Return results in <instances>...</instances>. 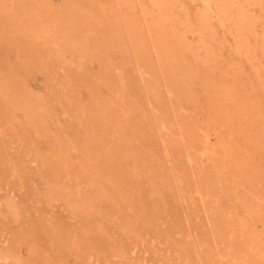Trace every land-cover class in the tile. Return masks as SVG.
Wrapping results in <instances>:
<instances>
[{
	"label": "rangeland",
	"instance_id": "1",
	"mask_svg": "<svg viewBox=\"0 0 264 264\" xmlns=\"http://www.w3.org/2000/svg\"><path fill=\"white\" fill-rule=\"evenodd\" d=\"M202 2L0 0V264H264V0Z\"/></svg>",
	"mask_w": 264,
	"mask_h": 264
},
{
	"label": "bare ground",
	"instance_id": "2",
	"mask_svg": "<svg viewBox=\"0 0 264 264\" xmlns=\"http://www.w3.org/2000/svg\"><path fill=\"white\" fill-rule=\"evenodd\" d=\"M203 2H204V4H206V6L208 7L209 6V3H211V2H216V1H228V0H202ZM232 1V0H231ZM202 2V3H203ZM229 2H230V0H229ZM219 8V7H218ZM204 9H206V8H204ZM209 9V8H208ZM207 11V10H206ZM222 11H224V10H222ZM226 12H227V10H226ZM221 13V12H220ZM241 13V12H240ZM244 13V12H243ZM242 13V14H243ZM216 15V14H215ZM221 15H222V13H221ZM237 17H239L238 16V14H237ZM222 18V17H221ZM241 18V17H240ZM223 19H224V17H223ZM242 19H244V15H242ZM246 19V18H245ZM238 20H240V19H238ZM224 21V20H223ZM241 21V20H240ZM243 22V21H242ZM245 22V21H244ZM247 23V22H246ZM243 24V23H242ZM33 113V112H32ZM129 153V152H128ZM82 184V183H81ZM48 186V185H47ZM53 191V190H52ZM1 255V254H0ZM5 255V254H4ZM5 262V261H4Z\"/></svg>",
	"mask_w": 264,
	"mask_h": 264
}]
</instances>
